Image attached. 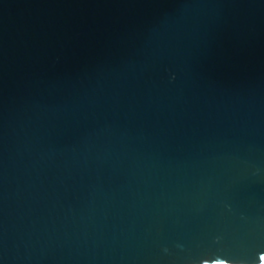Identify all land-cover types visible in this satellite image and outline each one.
Here are the masks:
<instances>
[{
    "label": "water",
    "instance_id": "water-1",
    "mask_svg": "<svg viewBox=\"0 0 264 264\" xmlns=\"http://www.w3.org/2000/svg\"><path fill=\"white\" fill-rule=\"evenodd\" d=\"M0 264H264V0H0Z\"/></svg>",
    "mask_w": 264,
    "mask_h": 264
}]
</instances>
